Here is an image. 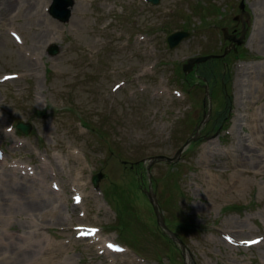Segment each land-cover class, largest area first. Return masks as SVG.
<instances>
[{"label":"rangeland","instance_id":"374dc122","mask_svg":"<svg viewBox=\"0 0 264 264\" xmlns=\"http://www.w3.org/2000/svg\"><path fill=\"white\" fill-rule=\"evenodd\" d=\"M52 1L0 7V80L17 76L0 82V171L32 179L41 186L28 195L48 201L32 203L29 220L19 197L16 208L0 206L1 238L5 229L14 248L29 241L13 264H185V256L190 264H264V131L255 128L264 117V77L252 82L240 73L264 64V50L251 43L258 0H75L68 23L49 15ZM242 4L249 25L234 48L245 57L229 50L213 62L211 100L193 75L188 94L177 72L189 58L225 52L222 29L240 35ZM181 30L189 37L170 49L167 37ZM18 122L32 126L29 135L15 130ZM239 139L259 158L236 161ZM190 145L176 163L147 171L151 158H173ZM149 178L184 255L156 222L145 197ZM87 228L97 231L80 237ZM108 241L126 252L113 253Z\"/></svg>","mask_w":264,"mask_h":264},{"label":"bare ground","instance_id":"6f19581e","mask_svg":"<svg viewBox=\"0 0 264 264\" xmlns=\"http://www.w3.org/2000/svg\"><path fill=\"white\" fill-rule=\"evenodd\" d=\"M17 2H19V0H16V3ZM12 3H14V0H0V7H2L3 11H5L9 9L10 6L12 7ZM255 4L256 6L258 5L257 10H256L257 11V21H256V25L254 28V34L252 36L251 43L252 45L260 47L264 50V0H258L257 3ZM29 5L30 4H27L26 6L29 7ZM21 9H22V6L21 7L19 6L18 10L21 11ZM260 69L261 70L259 72L257 71L249 72L248 69L246 70L244 69V71H241L240 73L245 74L243 75V77L246 78L248 81L250 79V81L253 82L256 80L258 76H261L262 78L264 77V64L262 65ZM248 102L251 103V101L249 100ZM237 123H238V120H236L235 125ZM262 123H264V117L255 126L256 134L258 135L262 131H264ZM256 139L258 138L256 137ZM257 141H258L257 144L262 143L259 141V139ZM254 152H255V148L248 145L244 139H239V142L237 143L236 149H235L236 161L243 162L244 159H247V160L258 159L259 154H255ZM17 169L22 170L20 167H17ZM29 174H32L30 170L29 172L26 173V175H29ZM7 175L9 179L5 177ZM31 180L32 179L30 178H23L22 180L18 178L11 179L9 173H7L6 170L0 171V181L2 182V186H1L2 188L0 187V206L8 205L9 208H14V207L16 208L17 205L14 204V198L16 199V197H19L20 202H21L19 206H21V208H24L26 210V212L23 213L25 215L24 217H26V220H29L30 217H33L32 212H29L31 210V207L33 206V205L31 206L32 203H37L43 206L45 205L47 206L48 201H45L44 198L42 200L41 197L38 195H35V196L28 195L29 190L36 191L35 189L37 188L38 190L41 186L40 184L30 183L29 181ZM5 187H8L9 189L5 191L4 189ZM27 208H29L30 210H27ZM55 208L56 209L58 208L57 205H54L53 206L54 210L53 209L51 210L55 211ZM34 214L35 213H33V215ZM5 227H7V225H5ZM2 232L4 234V238H1L2 233L0 232V248L4 247L6 249H9L12 247V250L11 252L0 254V263L1 264H13L17 262L20 258L25 257L26 253H28L27 251L29 250L28 248L29 241L28 240H26V242L23 241V246H19L17 247L18 249H16L12 246L13 242H10L7 239H5V229L2 230ZM28 237H29L28 233H26L24 238L27 239ZM124 255L126 256V254Z\"/></svg>","mask_w":264,"mask_h":264},{"label":"water","instance_id":"95a60500","mask_svg":"<svg viewBox=\"0 0 264 264\" xmlns=\"http://www.w3.org/2000/svg\"><path fill=\"white\" fill-rule=\"evenodd\" d=\"M152 1L153 3L157 4L159 2V0H150ZM74 5V2L73 0H54V4L51 8V15L58 19L60 22H68L70 17H71V11H72V7ZM187 36L186 33H177V34H174L172 35L170 38H169V43H170V46L173 48L175 47L176 45H178L180 43L181 40H183L185 37ZM227 38H229L230 40H233V41H238L232 37H229L226 35ZM241 41L239 40L238 43H240ZM55 53V52H53ZM205 59H192L189 61V64L187 66H185V71L186 72H189L190 70H192L193 66L195 63H199L201 61H204ZM18 128L23 131L24 133H29L30 131V127L23 124V123H20L18 125ZM163 158L162 157H159L157 158V160H162ZM155 160V159H154ZM167 161H172V160H169V159H166ZM99 178L96 177V181L98 180ZM156 212L158 213L159 215V211H158V208L156 207Z\"/></svg>","mask_w":264,"mask_h":264}]
</instances>
